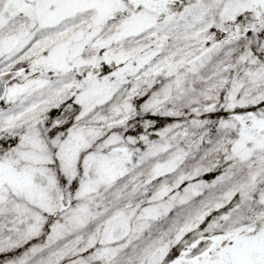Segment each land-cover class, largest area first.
Returning a JSON list of instances; mask_svg holds the SVG:
<instances>
[{
    "label": "snow or ice",
    "instance_id": "obj_1",
    "mask_svg": "<svg viewBox=\"0 0 264 264\" xmlns=\"http://www.w3.org/2000/svg\"><path fill=\"white\" fill-rule=\"evenodd\" d=\"M0 264H264V0H0Z\"/></svg>",
    "mask_w": 264,
    "mask_h": 264
}]
</instances>
